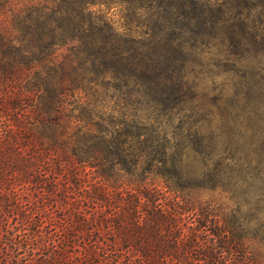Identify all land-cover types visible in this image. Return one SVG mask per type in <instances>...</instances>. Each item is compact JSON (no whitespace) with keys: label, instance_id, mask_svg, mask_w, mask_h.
<instances>
[{"label":"trees","instance_id":"obj_1","mask_svg":"<svg viewBox=\"0 0 264 264\" xmlns=\"http://www.w3.org/2000/svg\"><path fill=\"white\" fill-rule=\"evenodd\" d=\"M194 4L0 0V264H264L260 164L180 107Z\"/></svg>","mask_w":264,"mask_h":264},{"label":"rangeland","instance_id":"obj_2","mask_svg":"<svg viewBox=\"0 0 264 264\" xmlns=\"http://www.w3.org/2000/svg\"><path fill=\"white\" fill-rule=\"evenodd\" d=\"M94 8L106 11L120 27V8ZM189 8L208 23L196 37L183 35L182 48L169 56L184 90L180 107L203 118L197 124L200 130L220 127L227 132L217 145L242 151L247 160L260 164L264 175V0H195ZM23 83L14 80L13 89L21 92ZM252 189L264 197V185Z\"/></svg>","mask_w":264,"mask_h":264}]
</instances>
